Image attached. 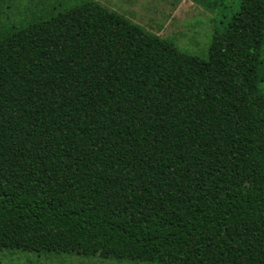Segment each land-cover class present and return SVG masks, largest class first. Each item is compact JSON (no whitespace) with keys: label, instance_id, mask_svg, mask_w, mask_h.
Instances as JSON below:
<instances>
[{"label":"trees","instance_id":"obj_1","mask_svg":"<svg viewBox=\"0 0 264 264\" xmlns=\"http://www.w3.org/2000/svg\"><path fill=\"white\" fill-rule=\"evenodd\" d=\"M263 54L264 0L207 59L96 0L0 32V250L264 264Z\"/></svg>","mask_w":264,"mask_h":264},{"label":"rangeland","instance_id":"obj_2","mask_svg":"<svg viewBox=\"0 0 264 264\" xmlns=\"http://www.w3.org/2000/svg\"><path fill=\"white\" fill-rule=\"evenodd\" d=\"M88 0H3L0 32L49 18ZM132 17L150 32L172 40L184 52L207 59L216 30L240 10L241 0H96ZM192 1L194 3H192ZM211 2V6L208 5ZM264 59V54H263ZM0 264H162L76 253L0 250Z\"/></svg>","mask_w":264,"mask_h":264},{"label":"crops","instance_id":"obj_3","mask_svg":"<svg viewBox=\"0 0 264 264\" xmlns=\"http://www.w3.org/2000/svg\"><path fill=\"white\" fill-rule=\"evenodd\" d=\"M192 3H194L193 1H192ZM130 19H132L134 22H136V23H138V24H140L141 26H142V24L140 23V22H138L137 20H134V18H132V17H129ZM156 34H158L159 35V33L157 32Z\"/></svg>","mask_w":264,"mask_h":264}]
</instances>
